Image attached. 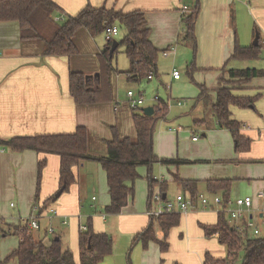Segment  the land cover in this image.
<instances>
[{
  "label": "crops",
  "instance_id": "1",
  "mask_svg": "<svg viewBox=\"0 0 264 264\" xmlns=\"http://www.w3.org/2000/svg\"><path fill=\"white\" fill-rule=\"evenodd\" d=\"M50 1L61 11L60 14L52 15V22L56 16L74 17L88 5L124 14L142 11L150 33L149 41L160 52V59H175L178 54H182L184 60L190 57L191 45L184 42L182 37L180 10L186 2L192 3L193 0ZM197 2L199 13L194 28L197 46L195 65L201 74L196 75V89L192 88L189 94L195 104L193 110L184 113L187 115L182 119L184 114L175 116L170 112V121L166 115L157 123L153 135V153L159 160L178 159L186 164L176 167L155 163L151 168L138 167V178L142 177L146 182L139 181L136 185L135 181L134 196L127 207L120 214L107 215L103 212L109 204L106 176L97 162L88 160L74 169L76 182L67 193L56 198L59 183L57 156L33 151L15 153L0 145L2 239L14 235L13 228L19 226L20 220L32 215V208L36 206L37 165L44 160L46 167L40 183L39 204L52 197L55 201L48 204L47 209L39 215L41 229L34 233L43 238L46 245L53 237L59 238L63 249L72 252L77 264L78 235L80 227L85 226L81 221L89 218L94 233L107 234L113 241V250L99 264H133V259L137 264H203L205 254H210L216 260L225 259L224 247L218 244L216 237L207 238L202 229V226L216 224L218 214L213 210H193L180 214L178 226L172 228L166 237L168 250L165 253L160 251L158 244L163 241V233L158 225H155L156 242H150L145 247L140 239L136 240L137 235L152 220L146 213L152 208L150 198L153 193L163 191L166 198L170 199L178 194L189 196L176 179L196 181V191L208 195L212 194L207 191V181L230 180L229 199L252 197L256 209L260 205L256 195L264 191V53L262 61L258 58L260 63L254 66L248 67L249 61L246 63V60L241 62V69L260 70L262 76L247 85L232 88V94L236 97L259 96L252 108L229 107L231 119L241 125L240 134L250 141L247 152L235 151L230 131L219 127L210 107L197 100L199 88L203 86L212 103L215 101L220 80L228 78L226 71L239 67L240 61L230 60L236 45L253 46L249 43L256 33L260 41L264 42V0ZM73 44L77 51L74 56H43L42 41H21L17 22H0V141L71 134L81 127L87 131L88 153L102 157L107 153L106 144L111 140L113 128L120 138H136L132 110L125 91L145 84V88L158 93L161 86L168 85L171 88L181 83V76L178 80L172 78L174 68L170 74L159 73V59L153 79H131L126 74L131 64L121 46L126 59H117L114 63L118 52L112 59L110 101L76 105L69 95V72L88 75L98 73L100 55L106 41L103 35L93 37L86 29H80L73 37ZM180 46L181 50L178 48ZM167 51L171 54L164 56L163 53ZM177 120L186 125L183 130L171 123ZM89 161L94 162L96 167L90 169L92 164ZM149 173L156 183L152 192L148 186ZM159 185L163 186V190H160ZM86 205L92 213L82 215ZM49 208L56 209L58 216L48 219ZM81 216L84 218L81 219ZM64 221H67L66 225ZM48 227L54 230L53 236L47 235ZM62 227L63 230L69 227L63 236L65 238L61 237L64 233L59 234L58 229L62 230ZM14 237L17 240L15 247L8 248L0 242V262L17 249L21 239ZM6 264L17 263L11 259Z\"/></svg>",
  "mask_w": 264,
  "mask_h": 264
},
{
  "label": "trees",
  "instance_id": "2",
  "mask_svg": "<svg viewBox=\"0 0 264 264\" xmlns=\"http://www.w3.org/2000/svg\"><path fill=\"white\" fill-rule=\"evenodd\" d=\"M187 11L181 15L183 41L191 45L193 55H196V39L194 28L198 18L199 5L197 0L186 2ZM181 11V10H180ZM60 9L50 0H0V22L15 21L19 25L21 41L39 40L44 44L43 56L71 57L77 51L73 44V37L80 29H86L93 37L103 35L106 27L117 25L124 30L125 35L119 41L117 49L110 57L109 50L112 41L106 45L100 55V71L95 75L69 72V95L76 105H92L109 102L111 62L117 54L118 48H124L131 67L126 73L133 80L147 78L148 73L155 74L159 51L149 41L145 15L142 11L121 13L105 7L93 8L87 6L74 17H64L61 23H54L52 15L60 14ZM264 42L258 41L256 47H240L236 45L230 60L244 61L258 59ZM194 64L187 67L191 76L196 71ZM227 80H220V87L216 90L215 101L212 103L205 87L201 86L197 100L210 107L218 120V126L230 131L236 152H247L250 141L244 138L239 130L241 125L230 117L229 107L241 109L252 108L259 96L240 98L232 94L235 85H247L251 80L261 77L262 71L256 69H229L226 71ZM233 86V87H232ZM167 106L159 102L154 108L152 116H145L140 110H132L133 124L136 132L135 139L120 138L116 129L111 131V140L107 142V153L102 157L91 156L88 153V135L85 128H77L74 133L64 135H46L36 137L12 138L0 141V145L15 153L33 151L44 155H54L59 158L58 191L67 193L76 182L74 169L83 162L91 160L97 162L106 176L109 204L103 212L107 215L120 214L134 196V182L138 178L137 169L140 166L151 168L155 163L178 167L185 161L159 160L153 153V135L157 123L165 118ZM46 162L37 165V187L35 205L41 215L48 204L55 201L54 197L39 204V190ZM148 186L150 192L156 183L149 173ZM185 194L195 199L200 193L196 191L197 182L176 179ZM163 185V184H162ZM159 185L160 190L163 186ZM208 193L219 194L224 201L229 199L230 180H210L206 182ZM161 192V191H160ZM163 192V191H162ZM179 215H165L152 219L149 226L136 237L146 247L150 242H156L155 225L163 233V241L159 242L160 251L168 250L166 237L169 231L178 226ZM86 231L78 235V264H99L110 254L113 241L107 234H96L92 229L91 218L85 223ZM207 238L216 237L220 246L226 252L225 259L216 260L210 254H205L203 264H233L238 258L240 264H264V237L241 236L238 230L230 225L223 214L217 215V221L212 226H202ZM15 236L20 238L16 250L6 257L0 264H6L14 259L17 264H77L69 249H63L60 239L53 237L46 245L43 238L38 237L25 224L13 228Z\"/></svg>",
  "mask_w": 264,
  "mask_h": 264
},
{
  "label": "built area",
  "instance_id": "3",
  "mask_svg": "<svg viewBox=\"0 0 264 264\" xmlns=\"http://www.w3.org/2000/svg\"><path fill=\"white\" fill-rule=\"evenodd\" d=\"M187 11V7L184 5L181 7V15ZM63 16H56L53 18L54 22H62ZM119 27L117 25H111L105 28L103 36L106 42L115 40L119 35ZM171 52H164L163 55L167 56ZM172 78L178 80L180 73L176 70L172 72ZM153 74L148 73L147 79H153ZM169 90V86L166 87ZM127 101L131 110H139L143 106V98L141 94H134L132 91L126 93ZM152 101L159 102L157 96L152 98ZM176 105L183 106L182 103L177 102ZM194 141L197 138H193ZM256 198L260 201L258 209L254 208V201L252 197L237 198L234 200L228 199L224 201L219 194L208 195L199 194L195 199L190 198L187 195L178 194L175 195L171 200H167L163 192L153 193L150 198V204L152 208L146 213L152 219H157L165 215H180L186 214L193 210H213L217 214H223L227 217L228 222L233 224L241 236L259 235V227L264 225V191L259 192ZM58 216L56 209L49 208L47 211V218L52 219ZM38 207L32 208V215L25 219H21L20 223L25 224L31 231H39L41 229L39 223ZM63 224H67L64 221ZM80 231H86L85 226L80 227ZM47 235L53 236L54 230L48 227L46 230Z\"/></svg>",
  "mask_w": 264,
  "mask_h": 264
},
{
  "label": "rangeland",
  "instance_id": "4",
  "mask_svg": "<svg viewBox=\"0 0 264 264\" xmlns=\"http://www.w3.org/2000/svg\"><path fill=\"white\" fill-rule=\"evenodd\" d=\"M124 35V31L123 30H119V35L115 38V40L118 42L120 40L123 39V36ZM254 40V39H253ZM253 40L250 41L249 44H253ZM179 50L182 49V47H178ZM263 53H264V49L261 50V55L259 56V60L263 59ZM161 56L159 55L158 56V59H159V63L157 64V69L159 71L160 74H170L172 68H174L176 71H178L180 73V76L182 77L181 79V83L176 86V85H172V87L167 90V86L168 85H165V86H161V88L158 90V93H156L155 91H152L151 89H148L144 87L145 84H142L141 86L139 87H136V88H132L130 89L129 91H132L134 94L138 95V94H141L142 95V98H143V106L140 107V108H147V107H156L159 105V102H162L164 103L166 106H167V120H169L168 116L171 112V114L175 115V116H179L180 114H184V113H189V111L192 109V106L195 104L194 100L191 99V97H189V94H190V91L192 88L196 89V81H195V77L197 74H201L200 72L196 71L194 73L191 74V76L187 73V67H189L191 64H194L195 63V60H196V57L193 55V52L190 51V57L186 60H184V57L181 55H177V58H169V59H166L164 60L163 58L160 59ZM117 59H126V57L124 56L123 54V49L122 47H120L118 49V54L116 55L115 59H114V63L116 62ZM161 61V62H160ZM245 61V60H244ZM249 61V62H248ZM262 61V60H261ZM242 61L239 62V67H235L237 69H241L243 68L242 66ZM248 62V67H251L249 65H255V64H258L260 63L258 61V59H253V60H246V63ZM237 65V66H238ZM242 66V67H241ZM194 67L196 68V65H194ZM257 68V67H256ZM200 78V77H198ZM187 85H185V83ZM147 86V85H145ZM241 85H235L234 87H240ZM233 87V86H232ZM152 88V87H151ZM128 91H125V94L127 93ZM154 96H157L158 99H159V102H154L152 101V98ZM177 102H180L182 103V107H178L176 105ZM193 110V109H192ZM187 114H184L182 118L186 117ZM187 120V118H186ZM170 121V120H169ZM173 123V126L176 127V128H181L182 130L186 127V125L183 123L181 124L180 121H175V122H171ZM88 163L92 164L90 165V169H93L94 167H96V164L94 162H91L89 161ZM95 165V166H94ZM142 178V177H141ZM137 179V183L136 185H138L139 181H145V179ZM167 200H171L170 198H166ZM85 213H92L88 206L86 205L85 206V209L82 211V215ZM84 218L81 216V219ZM87 222V219H83L81 221V223H86ZM44 225V224H43ZM69 227H70V223H69ZM69 227L65 230H63V227H62V230L61 228L58 229L60 230L59 231V234L61 235L62 233H64V235H62L61 237L62 238H65L63 236H65L66 234V230L69 229ZM259 235L260 237H264V225H261L259 227ZM36 234V233H35ZM38 235V234H36ZM65 240V239H64ZM0 242L4 243L3 245L6 247H15L16 246V243H17V240L16 238L14 237V235L10 234V235H7L6 238H1L0 237ZM11 245V246H10ZM8 247V248H9ZM7 248V249H8ZM113 250V248H112ZM142 250V249H141ZM128 262V259H126V263ZM133 264H137L136 260L133 259ZM233 264H240V260L239 258L233 263Z\"/></svg>",
  "mask_w": 264,
  "mask_h": 264
},
{
  "label": "water",
  "instance_id": "5",
  "mask_svg": "<svg viewBox=\"0 0 264 264\" xmlns=\"http://www.w3.org/2000/svg\"><path fill=\"white\" fill-rule=\"evenodd\" d=\"M258 41H259V35H258V33H256L252 45L256 47V46L258 45ZM117 47H118V42H117L116 40H113L112 43H111V46H110V50H109V55H110V57L113 55V53H114V51L117 49ZM141 112H142L143 115H145V116H152L153 113H154V108H152V107L143 108V109L141 110ZM61 194H62V190H59V191L56 193L55 197H56V198H59ZM55 240L58 241L57 238H56Z\"/></svg>",
  "mask_w": 264,
  "mask_h": 264
}]
</instances>
